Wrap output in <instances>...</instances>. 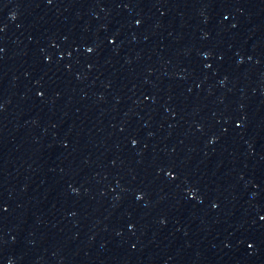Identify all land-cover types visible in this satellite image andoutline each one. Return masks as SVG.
Returning a JSON list of instances; mask_svg holds the SVG:
<instances>
[{
	"label": "water",
	"instance_id": "95a60500",
	"mask_svg": "<svg viewBox=\"0 0 264 264\" xmlns=\"http://www.w3.org/2000/svg\"><path fill=\"white\" fill-rule=\"evenodd\" d=\"M0 264H264V0H0Z\"/></svg>",
	"mask_w": 264,
	"mask_h": 264
}]
</instances>
